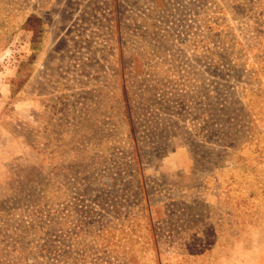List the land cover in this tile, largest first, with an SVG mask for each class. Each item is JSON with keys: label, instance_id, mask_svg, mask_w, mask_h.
I'll use <instances>...</instances> for the list:
<instances>
[{"label": "rangeland", "instance_id": "374dc122", "mask_svg": "<svg viewBox=\"0 0 264 264\" xmlns=\"http://www.w3.org/2000/svg\"><path fill=\"white\" fill-rule=\"evenodd\" d=\"M0 264H264V0H0Z\"/></svg>", "mask_w": 264, "mask_h": 264}, {"label": "trees", "instance_id": "16d2710c", "mask_svg": "<svg viewBox=\"0 0 264 264\" xmlns=\"http://www.w3.org/2000/svg\"><path fill=\"white\" fill-rule=\"evenodd\" d=\"M39 22V20H37V18H29L25 25L29 30H33L34 27V23Z\"/></svg>", "mask_w": 264, "mask_h": 264}]
</instances>
